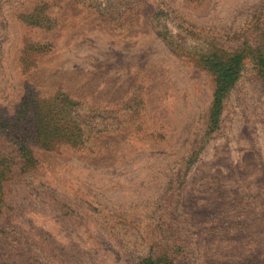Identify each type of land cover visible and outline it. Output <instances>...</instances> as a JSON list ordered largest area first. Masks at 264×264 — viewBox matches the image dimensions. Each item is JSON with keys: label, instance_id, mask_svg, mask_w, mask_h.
<instances>
[{"label": "rangeland", "instance_id": "374dc122", "mask_svg": "<svg viewBox=\"0 0 264 264\" xmlns=\"http://www.w3.org/2000/svg\"><path fill=\"white\" fill-rule=\"evenodd\" d=\"M244 48L264 0H0V264H264L250 54L208 123L204 56Z\"/></svg>", "mask_w": 264, "mask_h": 264}, {"label": "trees", "instance_id": "16d2710c", "mask_svg": "<svg viewBox=\"0 0 264 264\" xmlns=\"http://www.w3.org/2000/svg\"><path fill=\"white\" fill-rule=\"evenodd\" d=\"M257 49L258 48H244L227 54L224 57L215 54H207L204 56V65L214 74V86L208 113V123L210 126L216 127L218 123L222 100L238 76L244 55L250 54L252 61L259 69V73L264 78V52ZM21 110L22 116L14 119V126L19 128H21L20 124L23 123V119H28L26 118L29 114L27 103H24V107ZM23 130L19 134V139L16 141L17 155L22 160V167L24 169H30L34 167L35 160L29 146V141L31 140L29 131L23 132ZM142 264H157V261L146 257L143 258Z\"/></svg>", "mask_w": 264, "mask_h": 264}]
</instances>
